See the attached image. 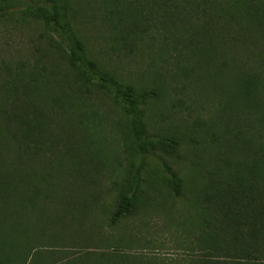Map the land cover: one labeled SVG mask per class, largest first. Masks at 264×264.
Masks as SVG:
<instances>
[{
  "label": "trees",
  "instance_id": "1",
  "mask_svg": "<svg viewBox=\"0 0 264 264\" xmlns=\"http://www.w3.org/2000/svg\"><path fill=\"white\" fill-rule=\"evenodd\" d=\"M1 26L40 55L0 58V264H264V0H0ZM147 41L156 64L133 73ZM71 186L110 228L160 215L187 252L132 253L126 230L93 244L78 211L47 221Z\"/></svg>",
  "mask_w": 264,
  "mask_h": 264
},
{
  "label": "rangeland",
  "instance_id": "2",
  "mask_svg": "<svg viewBox=\"0 0 264 264\" xmlns=\"http://www.w3.org/2000/svg\"><path fill=\"white\" fill-rule=\"evenodd\" d=\"M147 1V0H145ZM162 0H148V2L151 4L152 2L158 3ZM130 7V6H129ZM97 10V8H96ZM114 18L118 19V15L114 14ZM225 26L222 25L221 22H218L216 25V30L214 29H207L206 30L205 38L207 37H215L218 38L221 35L226 36L225 33H223V30ZM154 30L156 28H153ZM218 31V32H217ZM221 33V35L219 34ZM30 34V31H29ZM232 48H235L233 45H231ZM224 47H194V52L192 53V56L196 60H207L206 58H212V59H219L220 56L214 55L216 51L220 52L219 49H223ZM33 42H31L28 39V33L26 32V29L18 30L14 29L12 27H0V58L1 57H10L12 55H15V57L21 55V54H27L29 52H34L35 56H39L40 54L37 53L36 50H34ZM231 48L228 49V51ZM139 51L144 52V54L138 55L136 59L126 61L128 63V69L132 70L133 73L141 72L142 70H147L151 68L150 65H153L154 63V55H158L159 48L156 46H152L148 41L143 42L140 46ZM175 51V50H174ZM174 51L172 54H175ZM153 53V54H151ZM32 57V56H31ZM235 55H230L229 59H234ZM163 59L156 61L159 63V65H163L165 63H162ZM171 62H173V59H169ZM156 64V63H155ZM154 64V65H155ZM180 85V83H174V86L177 87ZM177 98L184 101V104L178 108L181 109L182 113L184 115H191L195 114L194 111L189 109V106H195V104H192L189 96L187 95L189 92V88L185 89H177ZM171 120L167 119L166 121L162 122V124L170 123ZM114 146V144H113ZM119 156L121 159H124V153H120ZM89 161V160H88ZM90 162V161H89ZM88 164V163H87ZM112 169L113 167L109 168ZM84 170H87V168H84ZM67 171V169H66ZM110 171V170H107ZM60 193H63L60 197V200L57 202L54 208L50 209V212L46 214L45 211V218L47 221H49V218H55L57 215L62 214L64 215L63 221L65 220V216L73 210V212L78 211V224H81L84 222V225H87L89 227H94V230L92 231V236L95 240H93L95 243L93 244H101L102 241H100V236L107 235L108 237L113 235H120L125 230L128 233H132V235H135L137 242H135L133 250H129L132 253H143L148 255H158L165 258H171L172 256L178 257L187 252V242L184 240L185 238L178 233V231L173 230L167 222L164 220L163 217H161L158 214H148L146 216H136L133 218H130L124 222V227H117V228H110L105 221L101 218V212L98 210L97 207L91 208V206H85L83 201H80L82 198L79 197L80 192L78 188L71 186V188H60L58 190ZM115 195V192L112 191L107 196L109 200ZM67 196H71L72 203L74 205L78 204V209H74L73 207L67 206ZM78 196V201L75 200V198ZM57 201L56 199H54ZM191 209L188 205H183L175 208V215L180 216L181 218H191ZM85 212V215L84 213ZM101 213V214H100ZM189 214L185 217V215ZM34 216V215H33ZM103 216V215H102ZM69 217V216H68ZM66 221V220H65ZM87 222V223H85ZM58 225L60 227L61 224H54ZM125 231V232H126ZM105 235V236H106ZM95 246V245H93ZM196 252L197 251H193ZM192 253V252H191Z\"/></svg>",
  "mask_w": 264,
  "mask_h": 264
}]
</instances>
